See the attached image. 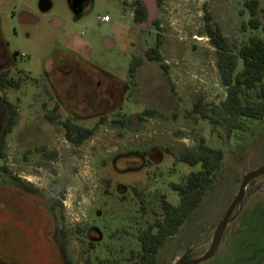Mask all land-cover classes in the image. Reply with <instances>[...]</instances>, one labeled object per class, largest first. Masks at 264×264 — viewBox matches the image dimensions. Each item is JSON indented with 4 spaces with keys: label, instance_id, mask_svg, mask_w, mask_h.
<instances>
[{
    "label": "rangeland",
    "instance_id": "1",
    "mask_svg": "<svg viewBox=\"0 0 264 264\" xmlns=\"http://www.w3.org/2000/svg\"><path fill=\"white\" fill-rule=\"evenodd\" d=\"M43 1L51 8L44 10ZM244 1L163 0L157 5L152 0L159 26H141L136 55L144 59L160 36L167 72L144 59L133 86L129 65L134 49L128 39L133 11L127 1L89 0L77 18L70 0H0V40L17 62L10 76L21 81L19 89L0 88V97L6 96L18 113L6 138L5 158H0V264H66L55 243L58 229L69 233L72 264H92L97 258L112 264L123 261L140 249L138 235L160 214V196L179 203L170 184H180L200 166L175 163V156L202 139L226 149L221 172L180 232L166 242L159 263L177 264L183 257L193 260L207 253L245 175L264 166V122L254 124L248 147L233 152L231 145L211 135L207 122L190 114L200 100L210 104L225 99L217 52L204 34L206 10L235 47L253 35L264 38L261 31L248 27ZM261 8L258 18L264 22V0ZM23 14L36 21L23 22ZM105 15L110 23L101 22ZM105 38L112 43L105 45ZM71 59H86L93 66L80 67ZM57 102L59 121L51 122L46 115ZM147 109L156 114L141 119ZM111 111L127 116L126 127L109 121L99 125L102 114ZM70 118L79 126L97 127L79 148L65 137L62 123ZM41 147L56 149L58 159H45L37 150ZM141 156L151 163L139 170L145 166ZM3 167L36 189L47 191L51 183L62 188L64 204L57 224L49 212L36 209L37 199L9 187ZM124 188L142 193L145 213L124 207ZM92 226L101 232L90 237L99 242L94 250L86 234ZM200 264H264V175L247 189L217 253Z\"/></svg>",
    "mask_w": 264,
    "mask_h": 264
},
{
    "label": "trees",
    "instance_id": "2",
    "mask_svg": "<svg viewBox=\"0 0 264 264\" xmlns=\"http://www.w3.org/2000/svg\"><path fill=\"white\" fill-rule=\"evenodd\" d=\"M244 8L250 15L248 27L253 31H261L264 35V22L258 16L261 12V0H245ZM147 17L144 7L138 2L136 10V22L142 23ZM159 26V23L156 25ZM204 34L210 39L217 52V68L221 84L225 89V99L218 103L205 104L203 101L195 103L191 115L208 123L212 136L221 139L227 146L232 147L233 152H240L249 146L250 138L254 133L255 123L264 120V38L258 35L251 36L240 47H235L223 34L221 27L216 23L212 13L206 10ZM160 36L155 47L145 53V58L150 62L159 63L166 70L160 46ZM139 59L138 64L133 63L129 68V82L136 86V73L144 62ZM20 80H15L9 73L0 75V88L19 89ZM9 114L3 131L0 146V158L4 159V147L6 138L17 124V107L10 103L6 96H2ZM60 106H55L47 113V119L51 122L59 121ZM156 113L151 109L145 110L139 117H152ZM124 114L103 116L100 124L108 121L113 126L126 127ZM65 137L72 146L79 148L87 140L91 139L97 127L89 129L79 126L71 120L62 123ZM48 161L58 159L56 149L49 150L46 147L37 149ZM226 157V149L210 146L204 139L195 148L182 150L175 156V163H184L192 167L200 166L198 171L190 173L180 184L171 183L170 188L178 194L179 203H170L166 196H160V214L137 237L140 249L132 251L123 261L115 264H159V253L166 242L177 235L192 213L203 202L208 193L212 191L222 169ZM7 172L8 169L3 167ZM61 205V204H60ZM146 201L143 197L140 207L141 213L146 212ZM84 236L83 232H79ZM69 233L62 229L60 233L59 249L66 264H72L68 255ZM92 264H112L109 260L97 258Z\"/></svg>",
    "mask_w": 264,
    "mask_h": 264
},
{
    "label": "flooded vegetation",
    "instance_id": "3",
    "mask_svg": "<svg viewBox=\"0 0 264 264\" xmlns=\"http://www.w3.org/2000/svg\"><path fill=\"white\" fill-rule=\"evenodd\" d=\"M126 1L129 3V6L127 8H130L133 11L132 13H130V18H131V21H132V26H131L132 29L130 30V37L128 38V39L131 40V46L134 49V54L131 56V61H130V65H129V68H130L133 63L138 64L139 59H140L139 56L136 55L137 48H138V46L140 44L139 43L140 34L138 33V30L139 29L141 30V26L144 23L152 24V26L157 28L156 25H157L158 21H155V19H154L155 12L152 10V6H151L152 0H133V1L132 0H124V4H126ZM138 2L144 7V9L147 12V17L144 20V22H142V23L136 22V19H135L136 18V10H137V3ZM154 2H156L157 5H160L163 2V0H153V3ZM88 3H89V0H85L81 4L80 8L77 11L73 10L77 14V16H78L77 18H79L80 16H82L85 13V9H86V6H87ZM70 5H71V1H70ZM27 17H29V18H27ZM22 21L26 23L28 21H32L33 22V21H36V20L34 18L30 17L29 15L23 14L22 15ZM136 26H139V27H136ZM132 36H133V39H131ZM157 37H158V35H157ZM157 37H156V42H157ZM107 41H110L112 43V41L110 39H108V38L103 39V43L105 45H107ZM60 60L62 62L67 61L66 59H60ZM70 61H71L72 64H76V65H78L80 67H86V68L88 67V68H90V67L93 66L91 64V62H89L86 59H78V60L77 59H71ZM16 64H17L16 59L10 57L7 48H5V44H3L1 42V40H0V75L3 74V73H10V71L16 66ZM139 68H140V66L138 67V69ZM57 104L60 106V109H61V104H59V102H57ZM0 105L3 107V118H2V120H0V123H1V127H0V146H1L3 131H4V128H5V125H6V121H7V117H8V114H9L8 107H7L6 103L4 102V99H2V96L0 97ZM107 112H109V111H107ZM107 112L102 114V117L121 113L120 111H114V112L111 111V113L107 114ZM67 120H71V118L67 119ZM71 121L74 122L73 120H71ZM263 122H264V120L262 122H259V123L262 124ZM138 159H140V158H138ZM141 159L144 160V165L145 166L144 167L141 166L139 168V170L148 168L150 166V163H151L150 160H147L145 157H142V156H141ZM115 163H116V160H115ZM127 171H136V170H131L130 169V170H127ZM1 174L6 178L9 187H11L13 189L14 188L17 189L18 192L22 193L23 195H25L27 197H33V198L37 199L38 207L37 208L35 207V208L39 212L40 211L49 212V214L52 215V218L54 219L55 224L58 223V219H57L56 215L59 212V210H61L62 204H64V202H63V200L61 198V194H62V188L61 187H57L56 183H51V185H50V187H49V189L47 191H42L41 189H36L33 186L29 185L28 183L22 181L21 179L27 180L26 178H23L22 176H19V175L16 176L15 174L10 173L8 171L7 172H2ZM256 179L252 180L249 183V185L247 186V189L249 188L250 185H252L255 182ZM118 187L121 188V186H118ZM119 188H118V190H119ZM247 189H246V191H247ZM130 192L132 193V197L129 195ZM121 193L122 194H121L120 200L124 204V207H135V208L138 207L137 211L139 213H141L140 207H142L141 204H142V200H143L142 193H140L136 189L128 190V188H124V190H122ZM128 196H130V197H128ZM244 197H245V194H244ZM243 202H244V198H243L242 203L237 206L235 212L238 209H240V207L242 206ZM9 210H10V213L9 212L8 213L10 215V219L11 220L16 219V215H15V212L13 210V207H10ZM11 222H13V221H11ZM61 231L62 230L58 229L57 230V234L55 236V243L57 244L58 249H59V241H60V233H61ZM93 233H101V232H100L99 228H97L96 226L89 227V229L87 230L86 234H87V237H89V239H90V245L92 247V250L95 249V244L99 243L98 240L90 238ZM212 240H213V238L211 239V244H212ZM211 244L209 246V249L211 247ZM209 249H208V251H209ZM59 251H60V249H59ZM203 255L204 254H202L201 256H203ZM62 258H63V256H62ZM177 264H179V263H177Z\"/></svg>",
    "mask_w": 264,
    "mask_h": 264
},
{
    "label": "water",
    "instance_id": "4",
    "mask_svg": "<svg viewBox=\"0 0 264 264\" xmlns=\"http://www.w3.org/2000/svg\"><path fill=\"white\" fill-rule=\"evenodd\" d=\"M71 1V8L72 10H78L81 6V4L85 1V0H70ZM41 7L44 10H48L51 8V4L47 1H43L41 2ZM264 175V167L259 168L258 170L255 171H250L246 174V176L244 177L242 183H241V187L239 190V194L236 198V200L234 201V203L232 204V206L230 207L229 211L227 212L226 216L224 217V219L220 222L219 226L217 227L215 234L213 236V240H212V244L211 247L209 249V251L202 257H199L197 259L191 260L188 259L187 257H183L181 259V261L179 262V264H200L204 261H207L209 259H211L219 250L220 246H221V242L224 236V233L227 229V227L232 223L233 221V214L237 208L238 205H240L243 201L244 198V194L246 192L247 186L249 185V183L256 179L259 176H263Z\"/></svg>",
    "mask_w": 264,
    "mask_h": 264
},
{
    "label": "built area",
    "instance_id": "5",
    "mask_svg": "<svg viewBox=\"0 0 264 264\" xmlns=\"http://www.w3.org/2000/svg\"><path fill=\"white\" fill-rule=\"evenodd\" d=\"M100 20H101V22H103V23H110V22H111V17L108 16V15H105V16L102 17ZM22 57L24 58V55H22Z\"/></svg>",
    "mask_w": 264,
    "mask_h": 264
}]
</instances>
